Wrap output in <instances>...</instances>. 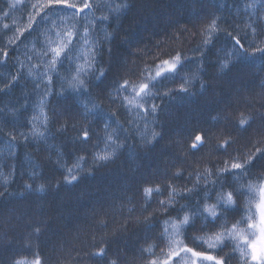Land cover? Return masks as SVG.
<instances>
[{
  "label": "trees",
  "instance_id": "obj_1",
  "mask_svg": "<svg viewBox=\"0 0 264 264\" xmlns=\"http://www.w3.org/2000/svg\"><path fill=\"white\" fill-rule=\"evenodd\" d=\"M262 14L264 0H0V264H182L183 256L184 264H215L208 255L237 264L240 250L247 260L239 236L261 193L249 179L264 172ZM61 27L75 36L73 57L62 56L59 72L96 53L93 70L85 69L87 89L72 80L60 92L57 72L51 85L43 82L42 64L28 75L40 64L45 32L55 36ZM176 52L174 70L155 76L156 64ZM138 77L150 92L136 95ZM112 109L137 135L121 129L124 146L96 165L98 129L116 126ZM32 125L44 135H33ZM205 164L213 179L197 183ZM169 183L192 191L162 204ZM154 184L161 191L145 196ZM204 201L215 204L214 218L200 209ZM185 209L193 218L177 231L169 218ZM237 217L240 226L218 241L213 232Z\"/></svg>",
  "mask_w": 264,
  "mask_h": 264
},
{
  "label": "clouds",
  "instance_id": "obj_2",
  "mask_svg": "<svg viewBox=\"0 0 264 264\" xmlns=\"http://www.w3.org/2000/svg\"><path fill=\"white\" fill-rule=\"evenodd\" d=\"M261 19H264V14L261 15ZM217 17H213L210 21V24H216ZM43 31V30H42ZM85 36L87 35V29L84 30ZM75 36V31L73 27H61L59 29H56L55 36H48L45 32L44 39L42 40V47L37 49V55L40 57V64L33 63L32 68L28 70V75L33 76L34 73L32 69L39 67L41 64L44 69V75H43V82H45L48 85L52 84V72H57V74L60 76V79L62 82H64L60 88L59 91L63 92V87L69 83H71L72 80H74L77 84H79L81 87H84L87 89L88 87V77L90 75L89 71H85V69L93 70L94 68V62L93 57L96 55V53L91 54H85V60L83 63L79 62L78 60L74 61L72 63V66L68 72L61 73L58 71V65L62 58V56L67 53L69 56V59L71 60L73 57V51H72V45H73V39ZM84 43H88L87 40L84 41ZM262 46H264V43H262ZM33 48H35V45H32ZM255 51V49H253ZM173 57H176V61L178 62L180 59V53L176 52ZM169 68V70L173 69ZM164 70V60L159 61L156 64L155 69V76H160ZM106 71V69H101L100 73L103 74V72ZM83 73V75H81ZM154 78V77H152ZM124 83H128L127 80L124 81ZM143 84L144 88L141 89L140 85ZM38 87L40 85H37ZM134 88L136 91V95L140 96L141 94H145L150 92L149 84L144 81L143 79L137 78V81L134 82ZM51 94L50 88L46 89L43 93L44 97H48ZM131 103V102H130ZM126 107V106H124ZM142 107V106H141ZM38 108L40 113V122L47 128V125L49 123L50 117L47 112L46 102L45 99H40L38 102ZM153 111H155V108H153ZM111 115L115 118V127H109L107 124H102L100 128L98 129V135L101 137L102 140V148H98L96 151L92 153V163L99 165L101 163H106L109 160L113 159L119 152V150L124 146V139L119 136V132L121 129H123L129 136H135L137 135L135 128H129L125 125L124 121H121L117 115V109L111 110ZM246 119L240 120V123L243 124L246 122ZM130 124L131 121H128ZM34 131L33 135H44V130L39 128V132L37 133L35 131L36 126L32 125ZM82 135L87 138L88 133L84 132ZM115 135V138H114ZM159 135V132L153 131L152 132V138L154 139L156 136ZM151 142V141H149ZM203 142V136H199L198 139H195L193 142H190L188 147H194L197 143ZM107 149V150H103ZM85 159V155H80L77 162V167H79V161H82ZM252 156L246 157V159L243 161L244 164H247L251 161ZM242 164L233 165V167H242ZM218 171L223 172V168H219ZM181 174V168L175 167L173 169V175H180ZM207 174V178L204 181L200 180V176ZM72 179H75L76 177H71ZM213 178L211 176V169L208 167L207 164L203 165L202 171L198 170L195 176V181L197 183H207L208 181H211ZM249 185L250 186H257L258 188H264V172L259 173L258 175L251 177L249 179ZM168 194L167 196H162L160 199V202L162 204L166 203L168 205H171L173 203V200L175 199L173 193L181 194V193H191L192 187H178L176 185H173L171 183L168 184ZM145 196H148L151 192L161 191V185L160 184H154L145 186L143 189ZM225 194L228 197L227 203L234 204L235 203V196L233 195V192L230 189L225 190ZM245 199H247L245 197ZM215 204L204 201L200 204V209L204 212H209L213 218L217 215L215 211ZM161 211H166V209H161ZM151 215V213H149ZM194 213L189 210L185 209L179 217H170L169 219L172 221V227L175 230H179V228L182 225H186L189 223L193 218ZM240 219L241 217H237L233 220H230L228 222V226L223 229H217L213 232V235L216 237V239L220 242H223L224 240V232H228L229 235L232 234L234 230H236L240 226ZM167 223V221H165ZM252 218L248 217V222L244 225V228H249L252 226ZM177 240L182 243L180 240V237L177 236ZM251 241H249L250 243ZM238 247V245H237ZM240 256L237 264H264V256H258L255 252V249H253L252 254L248 255V259L245 260L246 253L243 252V250H240ZM221 264H223V258H221Z\"/></svg>",
  "mask_w": 264,
  "mask_h": 264
},
{
  "label": "rangeland",
  "instance_id": "obj_3",
  "mask_svg": "<svg viewBox=\"0 0 264 264\" xmlns=\"http://www.w3.org/2000/svg\"><path fill=\"white\" fill-rule=\"evenodd\" d=\"M175 67H176V64H174V68ZM174 68L169 70V68L165 67L164 65V70L162 74L165 73L166 71H173ZM160 76H157V77H160ZM259 199L260 200L256 208V214H255V218L252 223V226L246 233L242 234V236L244 237L243 239L240 238L241 235L239 236V241H241L242 243L244 242V244L246 245V248L248 249L250 247L249 241L254 242L252 245L258 246L259 252H260L259 256H264V188H261ZM203 257L204 256L194 255L195 260L199 258H203ZM187 261L188 259H185V256L181 258L182 264H184V262H187ZM35 264H39V263L36 262Z\"/></svg>",
  "mask_w": 264,
  "mask_h": 264
},
{
  "label": "snow or ice",
  "instance_id": "obj_4",
  "mask_svg": "<svg viewBox=\"0 0 264 264\" xmlns=\"http://www.w3.org/2000/svg\"><path fill=\"white\" fill-rule=\"evenodd\" d=\"M208 27L209 28H213L214 27V24H209ZM176 59H177L176 57H173L172 58V62H169V61L165 60L164 61L165 67L172 68L174 66V63H175ZM16 78H17V75H13L12 80L14 81ZM140 88L143 89L144 88V85L141 84L140 85ZM2 90H3V88H0V91H2ZM135 102L136 101H133V103H135ZM35 131L38 133L39 132V128H36ZM237 234L239 235V233H237ZM240 238L243 239L244 237L241 235ZM253 243L254 242H250V247L252 246ZM189 251H191V250H189ZM194 255H204V254H202V253H194ZM206 258L209 259V260H213L215 262V264H221V261L217 260L215 257H213L211 255H208Z\"/></svg>",
  "mask_w": 264,
  "mask_h": 264
},
{
  "label": "water",
  "instance_id": "obj_5",
  "mask_svg": "<svg viewBox=\"0 0 264 264\" xmlns=\"http://www.w3.org/2000/svg\"><path fill=\"white\" fill-rule=\"evenodd\" d=\"M253 249H255L256 254L259 256L260 252H259L258 246L257 245H252L250 247L251 254H252Z\"/></svg>",
  "mask_w": 264,
  "mask_h": 264
},
{
  "label": "bare ground",
  "instance_id": "obj_6",
  "mask_svg": "<svg viewBox=\"0 0 264 264\" xmlns=\"http://www.w3.org/2000/svg\"><path fill=\"white\" fill-rule=\"evenodd\" d=\"M260 200V199H259ZM258 205V204H257Z\"/></svg>",
  "mask_w": 264,
  "mask_h": 264
}]
</instances>
